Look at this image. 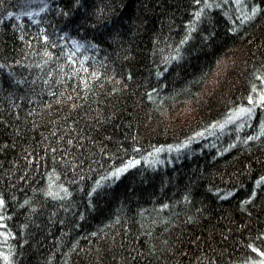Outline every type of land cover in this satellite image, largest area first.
<instances>
[{
    "label": "trees",
    "instance_id": "trees-1",
    "mask_svg": "<svg viewBox=\"0 0 264 264\" xmlns=\"http://www.w3.org/2000/svg\"><path fill=\"white\" fill-rule=\"evenodd\" d=\"M0 264H264V0H0Z\"/></svg>",
    "mask_w": 264,
    "mask_h": 264
}]
</instances>
